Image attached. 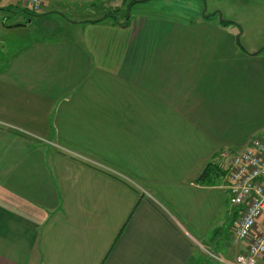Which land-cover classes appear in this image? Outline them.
Wrapping results in <instances>:
<instances>
[{
	"label": "crops",
	"instance_id": "0c3cea01",
	"mask_svg": "<svg viewBox=\"0 0 264 264\" xmlns=\"http://www.w3.org/2000/svg\"><path fill=\"white\" fill-rule=\"evenodd\" d=\"M99 19L0 70V264H208L191 237L233 259L237 211L192 168L264 135L263 48L204 24L180 63L155 19Z\"/></svg>",
	"mask_w": 264,
	"mask_h": 264
},
{
	"label": "rangeland",
	"instance_id": "374dc122",
	"mask_svg": "<svg viewBox=\"0 0 264 264\" xmlns=\"http://www.w3.org/2000/svg\"><path fill=\"white\" fill-rule=\"evenodd\" d=\"M21 3L19 0H0V70L7 66L8 55L17 48L34 43L35 40L46 42L45 39L56 38L47 42L61 41L67 43L77 37L81 39V35L84 34L82 32L84 28L82 24H88V21L99 18H105L106 25L110 27L118 23H120L121 27H129L133 21L139 18L146 20L155 19V29H160L164 33L174 36L171 39L173 51L168 53V55L171 54L180 63L185 58L184 54L186 51L198 47L199 34L195 32L198 29H205L204 24L213 26L223 32H228L236 38L238 36V46L240 45V48L245 52L251 51L252 55H254L260 48H263L261 51H264V0H147L138 2L129 8L121 4L122 0H48L43 8H39V11L42 12L41 19H33L25 27H9V25L25 20L18 12L17 14L13 13L20 8L12 9V6ZM116 9L117 11H115ZM112 11H115V17L119 22L108 16L109 12ZM78 20L80 22L76 23ZM221 21L231 23L226 24L227 26H222ZM208 33L206 32V34ZM203 42H206V40L203 39ZM153 44L159 45L156 42H153ZM253 49L258 50L252 51ZM177 71L182 73L184 67L182 66L181 68L180 66ZM262 100L264 101V99H260V101ZM260 132L261 130L257 131L256 134ZM256 137L262 138L264 135ZM223 151L230 152V150ZM219 158L220 155L213 162H216ZM91 160L102 165L101 159L97 157H91ZM195 162L192 168V175L196 173L197 168H201L198 174L200 175L202 169L208 163H212V159H210V162ZM213 174L214 172L207 176L204 181L208 178L212 179ZM113 177L122 179L118 176ZM194 177L196 175L191 178ZM212 180L220 186L224 183L221 175L216 176ZM227 201L229 208H233L229 200ZM233 209L239 214V208L234 207ZM227 228L228 225L224 226L222 232L230 234L232 241L233 232ZM227 237L223 238L226 239ZM191 239L196 242V246L199 249L205 250L203 254L208 264H222L220 259L232 263L238 255L237 253L233 259L224 258L225 255L221 256L219 250L218 252L212 250L213 248L208 243L204 245V242L201 239H197V237H191ZM193 242H191L192 246ZM207 251L212 253L214 257L209 256ZM262 257L257 259L255 264H264V260H261Z\"/></svg>",
	"mask_w": 264,
	"mask_h": 264
},
{
	"label": "built area",
	"instance_id": "2783aa9c",
	"mask_svg": "<svg viewBox=\"0 0 264 264\" xmlns=\"http://www.w3.org/2000/svg\"><path fill=\"white\" fill-rule=\"evenodd\" d=\"M39 9L43 0H27ZM222 173L223 188L231 206L239 208L233 235L236 241L250 240L247 248L232 263L255 264L264 255V137H254L241 151H223L214 162ZM205 251V250H204ZM209 256L214 257L207 251Z\"/></svg>",
	"mask_w": 264,
	"mask_h": 264
},
{
	"label": "trees",
	"instance_id": "16d2710c",
	"mask_svg": "<svg viewBox=\"0 0 264 264\" xmlns=\"http://www.w3.org/2000/svg\"><path fill=\"white\" fill-rule=\"evenodd\" d=\"M19 1H21L22 3L15 5V6H12V9H15V8L16 9L20 8V9L15 10V12H13V13L17 14V12H18L19 14H21L25 18V20L23 22H18V23L9 25V27H13V28L18 27V26L25 27L27 24L31 23V22H29V20L32 21L33 18L36 16V14L40 10V9H36V8L34 9L29 4V2L27 0H19ZM143 1H147V0H122V4L125 5L126 8H129L136 3L143 2ZM41 7H42V5H41ZM6 8H8V7H6ZM115 11H117V9ZM115 11L109 12L108 16L114 18L116 15ZM98 20H100V19H98ZM96 22H98V21L96 20ZM228 23H231V22L221 21L222 26H227L226 24H228ZM212 172H214L213 176L211 177L212 179L216 178V176H219V175L222 176V173L216 169L215 163L213 161H212V163H208L206 165V167L202 170L197 182L200 184L208 185V186L218 185L217 183H214L213 180L210 178H208L207 180L204 181V179L207 176H209Z\"/></svg>",
	"mask_w": 264,
	"mask_h": 264
},
{
	"label": "water",
	"instance_id": "95a60500",
	"mask_svg": "<svg viewBox=\"0 0 264 264\" xmlns=\"http://www.w3.org/2000/svg\"><path fill=\"white\" fill-rule=\"evenodd\" d=\"M29 22H30V20H29Z\"/></svg>",
	"mask_w": 264,
	"mask_h": 264
}]
</instances>
